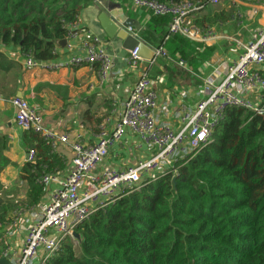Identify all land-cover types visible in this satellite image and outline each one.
I'll return each instance as SVG.
<instances>
[{
  "label": "trees",
  "instance_id": "1",
  "mask_svg": "<svg viewBox=\"0 0 264 264\" xmlns=\"http://www.w3.org/2000/svg\"><path fill=\"white\" fill-rule=\"evenodd\" d=\"M91 1L0 0V43L17 46L24 56L55 59L57 41ZM139 36L155 49L161 46L147 27ZM162 47L166 56L155 62L169 79L194 74L197 83L195 74L214 50L181 34L170 35ZM153 70L151 77L161 74L157 65ZM23 136L36 149L35 160L19 171L28 185L26 204L32 205L42 196L37 178L53 172L47 159L52 149L32 133ZM5 141L1 136L0 161ZM40 145L47 158L40 157ZM4 213L0 199V222ZM74 233L79 250L67 237L44 264H264V118L229 107L205 146L116 196Z\"/></svg>",
  "mask_w": 264,
  "mask_h": 264
},
{
  "label": "built area",
  "instance_id": "2",
  "mask_svg": "<svg viewBox=\"0 0 264 264\" xmlns=\"http://www.w3.org/2000/svg\"><path fill=\"white\" fill-rule=\"evenodd\" d=\"M134 9L145 10L155 17L167 20L164 41L172 34H181L190 41L201 42L210 36L203 35L196 25L188 23L189 16L221 0H182L162 2L159 0H123ZM99 2V0H98ZM78 28L68 24L66 38L74 37ZM128 31L134 32L130 27ZM107 42L95 35L82 42L80 50L66 60L35 59L28 55L24 66L58 70L65 66L82 63L98 64V76L105 80L114 66L113 56L106 50ZM163 45V44H162ZM153 48L157 56H166L163 47ZM237 60L231 63L219 79L210 75L204 80V96L190 109L178 115V126L160 123L156 119L158 93L149 69L154 60L145 61L135 51L128 52V63L135 68L138 62L148 66L141 70L133 87L123 101L118 117L112 121L103 117L96 141L86 144L82 138L69 131H57L46 126L37 108L22 95L9 99L14 109L18 128L35 134L46 145L56 148L69 145L72 150L71 168L62 178L52 173H42L37 178L41 187L42 202L34 222L27 226L19 253L8 264H44L61 246L65 238L74 237V228L99 208H103L118 195L137 188L147 179L163 174L174 165L172 157L178 153L189 155L205 146L212 130L224 118L229 107H242L264 118V102L259 99L264 91V27L255 31L252 38L241 44ZM180 66L185 67L183 61ZM252 93L256 98H250ZM0 101H6L0 95ZM111 125V127H109ZM135 134L145 146L147 155L135 164L115 169L104 167L93 172L111 147L121 141L125 132ZM72 136V137H71ZM36 149L29 148L27 162H33Z\"/></svg>",
  "mask_w": 264,
  "mask_h": 264
},
{
  "label": "crops",
  "instance_id": "3",
  "mask_svg": "<svg viewBox=\"0 0 264 264\" xmlns=\"http://www.w3.org/2000/svg\"><path fill=\"white\" fill-rule=\"evenodd\" d=\"M112 1L120 4L126 16L137 20L141 29L149 28L162 39L161 45L164 43L167 23L145 10L132 8L127 1ZM98 5V1L92 0L80 9L75 23L79 31L74 37L65 36L63 45L60 43L61 40L57 41L55 48L57 57L54 60H66L71 54L78 53L83 41L97 35L107 42L106 50L114 59V66L105 80H101L98 76V64L82 63L58 70L28 69L23 64L25 56L19 49V53L14 54L8 50L14 45L0 43V53H4L8 60L6 64L0 62V95L6 100L0 101V137L6 140L5 148H1V154L7 149L10 138V140L14 139L17 145L19 144V150H25L18 161L20 163L16 176L9 182H2L0 179L2 185L0 199L5 207L3 222H0V260L5 258L7 264L19 253L26 228L34 222L42 202L41 196L36 204H26L28 185L20 179L19 171L26 161L28 149L34 146L24 141L25 131L16 126L14 109L9 99L14 95L24 96L29 104L37 108L46 126L60 132L67 130L72 136L79 135L86 144H92L96 141L102 118L109 117L114 121L118 117L123 101L139 73L148 66L146 60L138 62L135 68L129 65L127 60L129 53L122 49L121 41L116 37L113 39L108 37L100 28L97 20ZM187 21L199 27L203 35L210 36L200 43L214 49L210 58L195 74L200 82L197 83L192 78L194 74L188 78L178 75L170 80L168 72L155 60L149 69L150 75L154 73V65H157L161 71V74L152 77L158 93L156 119L160 123L169 122L174 127L178 126V115L181 111L190 109L194 103L203 98L205 78L213 75L219 79L223 76L228 66L237 60L242 50L241 44L250 40L257 29L264 27V0H229L221 6H210L196 12L189 16ZM130 28L135 32L133 27ZM18 64L22 65V69ZM68 68L72 71L71 78L64 81L60 79L66 75L62 71L65 72ZM185 68L189 69L187 66ZM46 71L59 72L60 91L56 90V82L48 81ZM77 76L80 78L78 79ZM248 95L247 97L256 98L252 93ZM258 98L264 101V95H259ZM33 135L41 140L37 135ZM42 148L41 145L38 147L40 157L47 158ZM51 149V155L47 159L53 161V172L49 173L62 178L71 168L72 150L69 145H59ZM146 155L145 146L139 142L135 134L127 131L121 141L110 148L108 155L100 161L93 172L98 173L104 167L121 169L135 164ZM3 157L0 168L8 162L4 154Z\"/></svg>",
  "mask_w": 264,
  "mask_h": 264
},
{
  "label": "water",
  "instance_id": "4",
  "mask_svg": "<svg viewBox=\"0 0 264 264\" xmlns=\"http://www.w3.org/2000/svg\"><path fill=\"white\" fill-rule=\"evenodd\" d=\"M99 14L97 20L100 28L110 38H118L121 41V47L127 52L135 51L137 57L143 60L151 61L156 58V51L146 44V42L137 34L141 25L137 20L126 16L120 7V4L112 0H103L97 8ZM127 27H133L135 32H130ZM61 45L65 39L60 41ZM74 233V237H78ZM0 264H7L5 258L0 260Z\"/></svg>",
  "mask_w": 264,
  "mask_h": 264
},
{
  "label": "rangeland",
  "instance_id": "5",
  "mask_svg": "<svg viewBox=\"0 0 264 264\" xmlns=\"http://www.w3.org/2000/svg\"><path fill=\"white\" fill-rule=\"evenodd\" d=\"M95 1H98V0H95ZM228 1L229 0H221L220 4L217 5V7L221 6V4L226 3ZM101 2H103V0H99L98 3H101ZM250 2H252V1H250ZM246 3H249V2L246 1ZM10 47L11 48L8 49L10 52H13L14 54L19 53L18 52V48L16 46H10ZM6 58L7 57H6V55L4 53H0V62H2L3 64H6L7 61H8ZM18 66H19L20 69H22V65L21 64H18ZM24 70H26V69H24ZM46 72H47L46 74H47L48 81L52 80V81L57 83L55 85L57 91L61 90V87L59 85L60 79H62L64 81H68V79L71 78V74H72V71L71 70L69 71V68H68V69H66L65 72L62 71V73H66V75L64 77H61L60 79H58L59 72H57V71H51V72L50 71H46ZM77 78L79 79L80 76H77ZM10 139L8 141L9 143H7V145H8L7 149H5L3 151V154H4V156H5V158H6V160L8 162H6L3 165V167L0 168L1 169L0 179H1L2 182H4V181L9 182L10 180H12L16 176V170H17V167H18V165L20 163L18 161L21 159V156H23V153L25 151L23 148L22 149L24 151L19 150L18 149V145L19 144L17 145V143H16V141H14V139L13 140H10ZM186 156L187 155H185V153L175 154L172 157L171 163L173 165H176L180 160H182ZM71 241L73 242L75 249L78 251L79 250V238L78 237H72Z\"/></svg>",
  "mask_w": 264,
  "mask_h": 264
}]
</instances>
